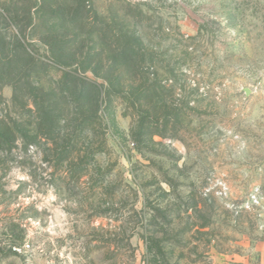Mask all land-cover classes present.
I'll use <instances>...</instances> for the list:
<instances>
[{
	"label": "rangeland",
	"instance_id": "1",
	"mask_svg": "<svg viewBox=\"0 0 264 264\" xmlns=\"http://www.w3.org/2000/svg\"><path fill=\"white\" fill-rule=\"evenodd\" d=\"M0 118V264H264V0H0Z\"/></svg>",
	"mask_w": 264,
	"mask_h": 264
},
{
	"label": "trees",
	"instance_id": "2",
	"mask_svg": "<svg viewBox=\"0 0 264 264\" xmlns=\"http://www.w3.org/2000/svg\"><path fill=\"white\" fill-rule=\"evenodd\" d=\"M87 85L94 87L92 84H87ZM94 95H95L94 96L95 105L98 106L97 104L99 103L100 92L96 89ZM7 137H8L7 125L4 119L0 118V146L5 144L8 141ZM11 238H12V241H9V244H8V246H10V249L12 248V246L16 245L17 243L16 241L17 238L14 236V234L13 235L11 234Z\"/></svg>",
	"mask_w": 264,
	"mask_h": 264
},
{
	"label": "water",
	"instance_id": "3",
	"mask_svg": "<svg viewBox=\"0 0 264 264\" xmlns=\"http://www.w3.org/2000/svg\"><path fill=\"white\" fill-rule=\"evenodd\" d=\"M243 92H244L245 96L249 95V90L245 89Z\"/></svg>",
	"mask_w": 264,
	"mask_h": 264
}]
</instances>
